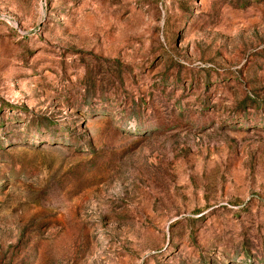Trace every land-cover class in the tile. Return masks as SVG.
I'll use <instances>...</instances> for the list:
<instances>
[{"label": "rangeland", "instance_id": "374dc122", "mask_svg": "<svg viewBox=\"0 0 264 264\" xmlns=\"http://www.w3.org/2000/svg\"><path fill=\"white\" fill-rule=\"evenodd\" d=\"M0 264H264V0H0Z\"/></svg>", "mask_w": 264, "mask_h": 264}]
</instances>
